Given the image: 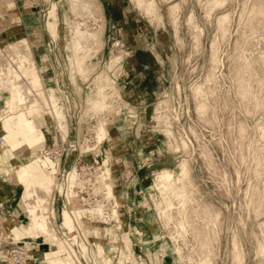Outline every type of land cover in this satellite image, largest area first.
I'll use <instances>...</instances> for the list:
<instances>
[{
	"label": "rangeland",
	"instance_id": "374dc122",
	"mask_svg": "<svg viewBox=\"0 0 264 264\" xmlns=\"http://www.w3.org/2000/svg\"><path fill=\"white\" fill-rule=\"evenodd\" d=\"M36 3L18 15L33 24L40 63L20 53L60 108L62 129L48 133L46 147L78 141L83 161L101 165L123 223L112 239L102 237L105 225L98 234L84 221L76 227L100 242L98 263L264 264V0ZM12 6L0 4V47L20 40ZM77 24L95 33L76 72ZM9 34L17 39L1 42ZM46 91L38 106L50 121ZM12 186L16 205L22 186ZM53 208V238L44 241L62 247L53 228L64 227L60 202Z\"/></svg>",
	"mask_w": 264,
	"mask_h": 264
},
{
	"label": "bare ground",
	"instance_id": "6f19581e",
	"mask_svg": "<svg viewBox=\"0 0 264 264\" xmlns=\"http://www.w3.org/2000/svg\"><path fill=\"white\" fill-rule=\"evenodd\" d=\"M79 27H81L80 24L75 26L74 40L70 42V49L72 52L71 61L72 65H75L76 72L78 67L82 66L84 63V59L86 58L85 55L89 53L86 51L90 42L89 39L93 38L95 33L92 32L90 28L80 30ZM11 52L15 51H4L0 49V57L3 60V66L0 68V83L1 86L4 84L3 86L6 88L4 92L7 94V98L5 99V114H0V130L2 131V142L0 143V172L5 174L3 177L0 176V182L6 187V180L15 186H22L20 194L22 207H19L15 221L2 215H0V221L4 227V232L8 241L23 243L27 242V239H33L36 244L41 245L42 249L40 253H37L38 251L34 253L36 261L40 257L38 264H65L63 261L64 258L61 256V253L66 249V247L64 249V241L62 240L61 242L63 245L62 247L53 248L46 243V240V242L44 241V239H47L44 237L53 238L54 232L52 231L53 229L51 230L52 227L50 228L49 226L53 221L52 217L55 216L53 208V189L59 188V190L56 191H62V184L56 182L57 176L49 169V166L52 165L51 161L48 158H41L39 153H32V150H36V148H40V146H43L42 148L47 146V135L49 132L53 131V128L62 129L60 123V108L53 102V98L49 95L50 92L47 89L46 94H48L49 100H52L51 106L54 104L55 109L53 110L54 115L50 121L43 117L41 113L44 111L38 106L40 101L31 89V87L35 88V90L40 93V97L45 95V92L41 93V91H39L40 77H38L36 73L30 74L35 71H30V76L25 71L27 68L24 67V64H26L24 61L26 59L28 60V58L20 53L22 52L20 49L18 51L19 58L16 57V54H11ZM9 53L11 54L10 56ZM32 65L33 64H31L30 68ZM31 69L33 70V68ZM102 98L101 100H103ZM97 103L95 104L97 105ZM104 135V128L99 126L97 135L95 136L97 141L101 140ZM61 138L63 139V137ZM103 162V164H105V161ZM75 176L76 170L75 166H73L68 174V183H70ZM104 185L107 193L109 195L113 194L111 185L108 182L106 183V181ZM3 189L5 190V187ZM6 197L11 198L9 195ZM66 208V205L61 207V221L64 227L59 225L63 230L71 233V236H73L72 240L74 241L76 240L74 233L76 227L78 226L82 229L84 221L83 216H85L87 210L80 208L68 210ZM117 210L118 209L115 208L116 218H118ZM112 227L106 226L105 230L103 227V238L112 239L113 235L115 236L116 228ZM80 228L78 229L82 231ZM93 231L97 234L100 232L94 228L92 232ZM82 235H87V231L85 230ZM96 244V248L98 249H96L97 254H95L97 256L101 252L102 246L100 242H96ZM116 249V247H112L108 252L113 254ZM92 251L95 252L94 249ZM121 261L119 262L122 264L131 263L129 258L123 257ZM126 261H128V263H126ZM0 264L10 263H3L0 261Z\"/></svg>",
	"mask_w": 264,
	"mask_h": 264
},
{
	"label": "built area",
	"instance_id": "2783aa9c",
	"mask_svg": "<svg viewBox=\"0 0 264 264\" xmlns=\"http://www.w3.org/2000/svg\"><path fill=\"white\" fill-rule=\"evenodd\" d=\"M1 142L2 138H0ZM38 153L41 158H48L51 161L52 165L49 169L55 173L57 180L62 184V191L55 192L53 196L54 204L57 200L60 202V207L66 205L69 209L87 210L83 216L87 228H95L100 224L113 225L112 228L116 227V231L121 229L120 225L123 228L119 215L118 218L115 215V208H118L116 201L106 191L104 185L106 179L101 165L83 161L84 152L80 150L78 141L64 139L61 143L53 147H45ZM68 157L72 158L70 166L62 168V161ZM73 166H75L76 176L68 183V174ZM54 229L59 233L66 247L61 253L65 264H99L98 258L92 253V250L96 248L94 242L97 240L94 236H87L88 240L82 239L80 230H75L76 240L73 241L71 233L63 230L58 223L54 224ZM37 245L30 242H10L4 230L0 229V261L3 263L38 264L34 254L39 251L36 249Z\"/></svg>",
	"mask_w": 264,
	"mask_h": 264
},
{
	"label": "crops",
	"instance_id": "0c3cea01",
	"mask_svg": "<svg viewBox=\"0 0 264 264\" xmlns=\"http://www.w3.org/2000/svg\"><path fill=\"white\" fill-rule=\"evenodd\" d=\"M8 0H0V4L2 2H7ZM11 3L13 4V9L14 10H17L16 14H15V17H12L14 18V21L12 20L11 21V24L12 25H17L18 28H19V42L18 43H7L6 45H4L3 47H0V49H3L4 51H13V50H17V48L23 50L24 52H26L28 54V56L30 57H33V60L34 61V64L35 66H37V64H39L40 60H41V51L42 49L40 48V45H39V48L37 47V45L35 44L37 39H36V33L35 32H30V31H34V30H30L29 27L31 25H33L32 23H30V21H27L26 18H23L21 19V21L19 20V15L23 17V14H21L22 11H25V10H33V9H37L39 4L36 3V0H11ZM19 13V15H18ZM10 18V20L12 19ZM29 18V17H28ZM27 18V19H28ZM8 20V19H7ZM4 21H6L5 19H0V25H2L4 23ZM21 26V28H20ZM25 27V31H27L26 34H23L22 35V31L24 32V28ZM11 36L10 34L7 35L6 37H2L1 38V42H8V41H11L13 39H17V38H13L11 39ZM33 42H35L34 46H33ZM31 43V44H30ZM32 50V51H31ZM0 68L1 66H3V63H2V58L0 57ZM2 63V64H1ZM37 73L40 75V88H39V91L42 92H45L47 89H46V85H45V81L43 79V76L41 75L38 67H37ZM4 85V84H3ZM1 86V83H0V114L1 115H4L5 114V108H6V103H5V99L7 98V94L5 91V86ZM33 93L37 96V97H40V93H38L35 88L31 87ZM1 108H2V111H1ZM66 123H67V126H68V122H67V119H66ZM71 123V122H70ZM0 138H2V131L0 130ZM68 159H64L62 161V164H63V167L64 168H68L70 166V164H68ZM3 175L5 176V174L3 172H0V176L3 177ZM6 185H7V189L4 190L3 189V185L0 183V188L3 189L1 190L2 193H0V215L2 216H5L6 218L8 219H13L15 221V218H16V215L18 213V210H19V207L21 208L20 204L21 203L20 201H17L16 205L15 204V200L17 198V190L15 191L12 184H10L7 180L5 181ZM10 196L11 198H8V200H5V197L6 196ZM13 197V198H12ZM131 210V209H130ZM133 214H136L133 210L130 211L129 213V217L131 216H134ZM130 223H132V218H130ZM0 227L1 228H4L1 221H0ZM136 229V228H135ZM161 248V247H160ZM166 246L164 247V250H165ZM149 260H151L150 258H147ZM146 261V259H145ZM146 264V262H144ZM104 264H106L104 262Z\"/></svg>",
	"mask_w": 264,
	"mask_h": 264
}]
</instances>
